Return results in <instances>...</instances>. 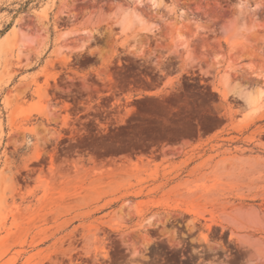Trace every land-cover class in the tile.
Wrapping results in <instances>:
<instances>
[{
    "label": "rangeland",
    "instance_id": "374dc122",
    "mask_svg": "<svg viewBox=\"0 0 264 264\" xmlns=\"http://www.w3.org/2000/svg\"><path fill=\"white\" fill-rule=\"evenodd\" d=\"M0 264H264V0H0Z\"/></svg>",
    "mask_w": 264,
    "mask_h": 264
},
{
    "label": "bare ground",
    "instance_id": "6f19581e",
    "mask_svg": "<svg viewBox=\"0 0 264 264\" xmlns=\"http://www.w3.org/2000/svg\"><path fill=\"white\" fill-rule=\"evenodd\" d=\"M255 97H256V95H255ZM253 99V98H252ZM248 103H250V102H248Z\"/></svg>",
    "mask_w": 264,
    "mask_h": 264
}]
</instances>
